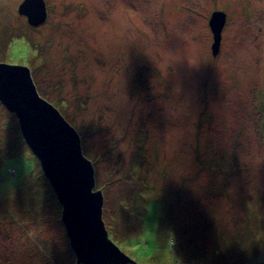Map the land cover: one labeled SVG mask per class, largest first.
<instances>
[{"label":"rangeland","instance_id":"1","mask_svg":"<svg viewBox=\"0 0 264 264\" xmlns=\"http://www.w3.org/2000/svg\"><path fill=\"white\" fill-rule=\"evenodd\" d=\"M44 1L31 26L0 0V62L28 67L77 131L109 239L136 264L139 248L148 264L263 262L264 0ZM62 217L0 101V264H81Z\"/></svg>","mask_w":264,"mask_h":264},{"label":"water","instance_id":"2","mask_svg":"<svg viewBox=\"0 0 264 264\" xmlns=\"http://www.w3.org/2000/svg\"><path fill=\"white\" fill-rule=\"evenodd\" d=\"M18 12L31 26L47 18L44 0H22ZM225 22V12H212L209 25L214 56L220 50ZM0 101L17 115L27 144L39 158L63 205L62 218L77 262L136 264L108 237L102 220L103 195L100 189L93 190L94 169L82 153L77 131L39 95L28 67L0 62Z\"/></svg>","mask_w":264,"mask_h":264},{"label":"snow or ice","instance_id":"3","mask_svg":"<svg viewBox=\"0 0 264 264\" xmlns=\"http://www.w3.org/2000/svg\"><path fill=\"white\" fill-rule=\"evenodd\" d=\"M25 53L23 52L22 49H20L19 47L15 49V53L14 56L15 57H22L24 56ZM14 62H18V60L16 59ZM137 254H139V257L142 259V264H148V262L143 261V258L145 256H151L152 250L151 249H145V248H139L135 250Z\"/></svg>","mask_w":264,"mask_h":264},{"label":"clouds","instance_id":"4","mask_svg":"<svg viewBox=\"0 0 264 264\" xmlns=\"http://www.w3.org/2000/svg\"><path fill=\"white\" fill-rule=\"evenodd\" d=\"M13 47H14L15 49L19 47L20 49L23 50L24 53L27 52V45L25 44V41H23V40H18V41H16V42L14 43ZM16 59H17V57H15V56L13 55V57H12V61L14 62Z\"/></svg>","mask_w":264,"mask_h":264},{"label":"bare ground","instance_id":"5","mask_svg":"<svg viewBox=\"0 0 264 264\" xmlns=\"http://www.w3.org/2000/svg\"><path fill=\"white\" fill-rule=\"evenodd\" d=\"M193 131V130H192ZM159 172H160V170H159ZM63 219V218H62ZM62 221V220H61ZM65 225V224H64Z\"/></svg>","mask_w":264,"mask_h":264}]
</instances>
